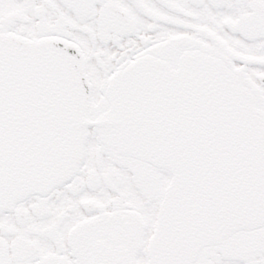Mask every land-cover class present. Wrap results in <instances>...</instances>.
Segmentation results:
<instances>
[{
	"label": "snow or ice",
	"instance_id": "snow-or-ice-1",
	"mask_svg": "<svg viewBox=\"0 0 264 264\" xmlns=\"http://www.w3.org/2000/svg\"><path fill=\"white\" fill-rule=\"evenodd\" d=\"M0 264H264V0H0Z\"/></svg>",
	"mask_w": 264,
	"mask_h": 264
}]
</instances>
